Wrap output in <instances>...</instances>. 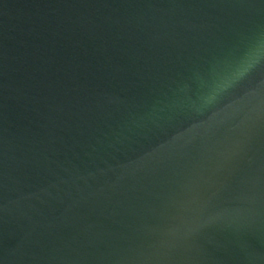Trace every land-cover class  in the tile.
Segmentation results:
<instances>
[{"label":"water","instance_id":"95a60500","mask_svg":"<svg viewBox=\"0 0 264 264\" xmlns=\"http://www.w3.org/2000/svg\"><path fill=\"white\" fill-rule=\"evenodd\" d=\"M260 39L264 0H0V264H264Z\"/></svg>","mask_w":264,"mask_h":264},{"label":"clouds","instance_id":"9594fccd","mask_svg":"<svg viewBox=\"0 0 264 264\" xmlns=\"http://www.w3.org/2000/svg\"><path fill=\"white\" fill-rule=\"evenodd\" d=\"M260 48H261V49H264V39H260ZM246 71H247L246 68H243V67H242V68L240 69L241 74H244ZM218 86L224 88L225 90H227V87H229L230 85H229L228 80H225V81H223V82H222L220 85H218Z\"/></svg>","mask_w":264,"mask_h":264}]
</instances>
